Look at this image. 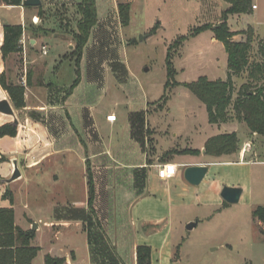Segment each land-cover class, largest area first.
Here are the masks:
<instances>
[{"label":"rangeland","instance_id":"rangeland-1","mask_svg":"<svg viewBox=\"0 0 264 264\" xmlns=\"http://www.w3.org/2000/svg\"><path fill=\"white\" fill-rule=\"evenodd\" d=\"M78 1L43 0L42 17L39 16V7L27 9L24 22L28 33L23 39L37 36L42 41L32 54L35 62L31 64L28 61L27 64L23 59L20 64L21 59L18 56L9 62V70H14L12 77L10 75L11 79L22 81L24 85L27 71H32L33 88L39 100L29 91L30 104L36 100L38 104L47 106L52 95L51 91L37 86V79L44 76L47 82L55 84V89L58 86L70 88L76 80L75 63L69 57L76 44L73 35L77 31V21L80 18ZM120 3L131 5V19L127 27L122 25L119 17ZM96 4L99 24L91 33L83 54L85 58L80 66L81 81L69 97L67 107L71 113L72 124L81 132L83 111L85 108L91 110L96 130L102 139L100 148H110L116 155L122 153L119 160L128 165L133 162L134 153L142 154L139 144L127 137L128 114L135 111L146 112L148 103H155L164 95L167 83L166 58L172 45L181 42L179 47L171 51L176 82L191 83L200 77H206L210 81L227 78V53L224 45L215 40L213 30H205L196 36L191 34L205 24L216 26L228 4L222 0H96ZM253 5L258 9L251 14L229 15L227 22L230 30L237 33L234 37L236 41L245 40L248 28H253L255 38L251 62H260L263 60L259 48L264 42V0H253ZM35 16L37 22H33ZM0 18L8 24L20 22L18 10L2 8ZM156 26L158 29L152 35L151 31ZM43 48L47 54H44ZM45 62L47 69L44 67ZM115 63L127 67V77H122L121 72L116 73L113 70ZM247 75L245 72L234 77L233 101L242 85L248 83ZM166 93L169 100L164 109L156 112V105H149L150 112L146 113L151 121L157 120L154 122L155 127L165 133L156 137L159 142L157 148L163 156L171 147L174 134L186 133V137L175 140V146H185L188 137L194 142L192 146L197 147L202 134L219 135L234 129H237L239 151L243 150L245 144H249L252 151L242 164L239 163L241 160L238 156L233 155L218 160L220 164H216L210 174L213 177V186L206 181L199 186H192L193 194L192 191L184 194L185 200L190 204L188 206H176L178 198L174 192L173 204L168 198L158 196L156 199L160 206L153 205V200L145 202L135 210L134 215L130 209L122 213L124 205H121V212L115 222L118 227L115 239L119 244L120 256L127 264H132L133 245L137 244L138 247L153 246V255L162 264H264V224L253 217L257 208L264 207V136H254L245 123L238 120L228 122L221 130L218 125H210L205 105L182 86H172ZM46 109L41 112L42 115L35 116V121L44 124L58 137L67 128L65 112L63 109L57 112L48 107ZM231 111L233 114L232 108ZM110 112L115 113L119 119L113 126L105 119ZM20 115L22 118V114ZM148 135L152 136L151 133ZM84 137L88 139L86 133ZM44 140L43 138L42 144ZM150 141L153 145V139ZM125 142L129 148L117 150ZM62 159L59 157L57 163ZM224 161L233 163L223 164ZM1 162L2 158L0 181H3L7 173ZM64 165L51 168L47 173L45 170V181L41 180V187L35 184L33 173H26L24 169L20 171L23 178L15 181L11 188L0 187V208L9 205V196L8 200L2 198L7 190L8 193L15 191L22 202H31L30 207H26L31 210L19 212L18 223L27 226L28 230L36 234L32 245L40 247L41 250L33 264H45L48 254L52 257H66L65 264H94L92 260L90 263L88 256L92 257V253H87L86 233L80 227L78 230L76 225L62 229L61 225L51 227L49 224L55 216L56 208L61 211L59 215H68L62 204L65 200L61 192L57 197L51 196L53 205L58 202L53 210L49 209L53 175H62V188L72 181L68 177L64 178ZM75 165H79L78 160ZM82 174L84 175V170ZM123 175L127 176V173ZM73 177L76 179L75 184H78L75 195L80 197L83 195V177L78 173H73ZM233 185L239 186L244 192L238 203L229 204L221 193L224 187ZM36 199L43 201L40 209L33 203ZM24 202L21 203L22 207ZM99 204L101 212L104 206ZM165 214V228L160 235L146 232V227L142 228L141 221L138 220L142 216L154 218ZM130 219L136 220L135 227L130 225ZM191 223H195V227L189 230L188 225ZM33 227H36L35 230Z\"/></svg>","mask_w":264,"mask_h":264},{"label":"crops","instance_id":"crops-1","mask_svg":"<svg viewBox=\"0 0 264 264\" xmlns=\"http://www.w3.org/2000/svg\"><path fill=\"white\" fill-rule=\"evenodd\" d=\"M41 1L43 2V0ZM79 3L80 0L77 3V7ZM2 8H5L7 10H18V15L20 18V22L18 24L23 25L24 28L23 38H26L28 32L26 30V23L24 21L25 18L27 17L28 8L23 6H19V7L6 6L4 4H0V9ZM256 9H258L257 6ZM256 9H253V11ZM6 25H16V24H8L3 20H1L0 18V77L5 72L9 76L11 75L12 77L14 70H9V62L13 61V59H16L18 56H20L18 57V59L19 60L21 59L22 62L23 59H25L27 64L28 61H30L31 64L35 62L36 59H34L32 54L36 52L39 43L42 41V39H39L37 36H34L29 39L22 38L21 43L23 47V52L21 54L13 55L9 60V62L5 63L2 57L1 47L4 41V26ZM83 58L85 57L83 56ZM44 67L45 69H47V62H45ZM37 80L38 82L41 80L43 81V85H40L38 83L37 85L38 87H40L43 90H49L52 92L51 98L47 106L46 105L42 106L38 104L36 100H33L34 103L30 104L28 101L29 91L33 94L32 96H34L35 99L39 100V96L35 92L33 85L29 87L25 85L26 86L25 97H26L27 107L22 110H17L14 108L8 93L5 90H3L0 85V101L7 99L11 103L19 123L17 126L18 134L16 137L5 136L0 138V158L3 159V162L1 163L5 166V171L7 173L6 176L3 178V181H0V187H3L4 189L7 187L11 188V185L15 181L11 183H8L7 181L13 175L15 165L18 166L20 171H22L21 169H24L26 173L29 172L33 173L36 179L35 184H37L38 187H41L40 185L41 180L44 179L45 181V175H46L45 170L47 173L49 169L51 168L54 169L61 166V164H65L64 169L66 171L65 172L66 174L64 178L66 179V177H68V179H71L72 181H70L69 184L66 183L67 187L62 188L61 187V183L63 182L61 181L62 175L54 174L53 175L54 182L52 185V190L50 191V193L52 194L49 195V201H51L52 198L51 196L57 197L58 195H61L60 194L61 192L63 199L65 200V203L62 204H64V208H66L65 209L66 211H68L71 208L83 209L88 211L89 210L88 169H90L93 175L94 184L96 188V199L94 203L96 218L99 219V221L102 223V226L109 241L115 247L116 252L123 264H127V263L120 256L118 250L119 244L115 239V231L118 228L115 222L117 221L118 215L121 212L120 209L121 205H124V207L122 208V213H126V210L128 212L130 209L131 214L134 215L135 210L140 208L141 205H143L145 202H152L153 200L154 201L153 205L160 206L158 200L156 199L158 196H164V198L165 197L168 198L170 200V203L173 204L172 195L174 192L178 198L177 199L178 203L176 204V206L177 205L179 207L188 206L190 204L185 200L184 194L188 192L191 193L193 185H191L186 181L184 177L185 169L190 166H198V165L207 166L209 168V171L205 176V178L203 179V181L201 182V184L206 181L209 184L211 183L213 186V177L210 176V174L214 166L216 164H220L218 160L220 161V159H224L226 157L232 156L231 155V156H222V157H211L206 155L205 152L206 141L217 134L215 135H212L211 133L205 135L202 134V139L197 147L192 146L194 142L188 137H187L188 140L186 141L187 144L185 146L182 147L175 146L174 145L175 140L180 139L182 137L183 138L186 137V133L185 134L183 133L179 135L174 134V137L172 139V141L174 142L171 141V147L168 150H166L164 155L165 157H163L162 155L163 153H161L160 150L157 148L159 142L156 139V137L157 136L159 137L160 134L163 135L165 133L162 129L155 127L154 122L157 121L156 119L151 121L148 117L145 118V140H144L145 147L142 148L141 145L131 136L130 115L132 113L138 112L135 111V112H130L128 114L129 124H128L127 137H129L130 141H134L139 144L142 154L140 155L134 153L135 158L133 162L131 164L125 165L121 160H119V157L123 155L122 153L116 155L114 154V151L111 150L110 148L108 149L100 148L102 144V139L99 137L98 132L96 130L97 126L93 116L91 115V110L85 108L83 111V125L81 132L78 128H76L72 124L71 113L68 111V107H67V101L69 98L64 103L60 102L63 97V94L59 93L58 96L54 95V93L57 92L56 91L53 92L51 90L52 88L47 87V85L55 86L53 82L51 81L47 82L44 76ZM57 88H68V87L58 86ZM148 104H147V110H148ZM46 107L56 112L57 110L63 109L65 112L64 115L66 117L65 121L67 128L64 130L63 134H61L58 137H55V135H53L49 131V129L44 126V124L35 121V116L42 115L41 112L46 111L47 110ZM20 114H22V118H20L21 116ZM110 115H116V114L110 112L106 114L105 117L106 122L110 126H113L115 123L118 122L119 119L117 117V120L115 122L113 123L109 122L107 120V117ZM13 121L14 120L11 116H7L0 113V126L6 124H13ZM225 124L218 125L220 127V130ZM210 125H216V124H210ZM236 131L237 129H234L226 133H233ZM84 133H86L88 139L84 137ZM148 133H151L152 136H149ZM91 135L93 137H91ZM253 135L257 136L255 134ZM43 138L45 140L44 143L42 144L41 142ZM150 138L153 139V145H152V141H150L151 140ZM123 147H126L125 149H128L129 148L128 143L127 142H125V144L122 143L117 150L120 151V149H123ZM192 150H197L200 152V154H190L189 152L184 153V151H192ZM171 151H176V152L167 154ZM251 151L252 149L245 151V146H244L241 152L239 151L233 156H238V158L241 160V162L239 163L242 164L245 163L244 158H247L248 154H250ZM59 157L60 159L62 158L63 159L61 162L58 161L57 163ZM77 160L79 162V165L76 166L75 161ZM222 163L232 164L233 162L224 161ZM83 164L85 167L83 166ZM163 164H171L176 166L177 172L175 177H172L170 179L159 178L158 167ZM83 170H84V175L82 174ZM121 172L123 174L127 173V176L123 175ZM73 173L81 174L84 180L83 195L80 197H77L75 195V191L78 187V184L77 182L75 184L76 179L75 177H73ZM21 177L23 178L22 172H21ZM48 180L50 181L51 179L49 178ZM231 187H239V186L233 185ZM11 192L13 193L11 195L13 201H11V199L9 198L10 199L9 205L6 208H12L15 211L16 225L26 231L28 230L27 226L20 225L18 223V217L20 211L28 212L29 209L31 210V208L27 209L28 207H30L31 202L27 204L23 201L24 207H22L21 203L23 202L20 196L15 191L11 190ZM3 194L4 193H2L1 195L3 196ZM57 202H55L54 205H56ZM33 203L37 205V209H40L42 207L41 204H43V201L36 199L34 200ZM99 203H101L104 206V208H101V212L99 211L100 209ZM193 203H195V201H193ZM54 205L51 201L49 204V209L53 210ZM139 212H141V209L139 210ZM60 213L61 211L59 210V208L58 209L56 208L55 216H53V218L49 223L50 226L53 227V226L61 225L62 229L64 228L67 229V228H71L73 225H76L77 230L80 227L81 230L86 233L88 251L86 249L84 251H87V253L89 254L90 247L88 242V231L84 227L83 222L80 220L72 219L69 214L67 216H61L62 214L59 215ZM101 213L106 215L102 216ZM165 218H166V214L154 218H148L146 216H142V217H138V220L141 221L142 228L146 227L145 229L146 232H148L151 235H160L164 232ZM135 221L134 220L130 221L131 223L130 225L132 227H135L137 225ZM147 246L150 247L152 250V264H154V262L157 264H162L161 262L158 261V258H156L157 256L155 257V255H153L155 253V249L153 248V246H149V245ZM137 248L138 245L134 244L132 264H137ZM88 256L91 263L92 262L91 256L90 255Z\"/></svg>","mask_w":264,"mask_h":264},{"label":"trees","instance_id":"trees-1","mask_svg":"<svg viewBox=\"0 0 264 264\" xmlns=\"http://www.w3.org/2000/svg\"><path fill=\"white\" fill-rule=\"evenodd\" d=\"M228 4V8L222 13L220 22L213 25L205 24L196 28L191 35H199L205 30H213L215 40L224 45L227 53V78L210 81L206 77H200L191 83H178L175 81V70L171 62V51L179 47L181 42L175 43L169 48L166 58L167 83L164 95L155 103L148 104L149 107L156 105L154 111H160L167 105L169 97L167 91L172 86H182L188 89L199 101H201L208 114L210 124H225L232 120L245 123L252 134L264 136V42L260 45V52L263 60L251 62V51L254 42V30L249 27L246 32V39L242 41L234 40L237 33L230 30L227 22L229 15L251 14L253 11V0H222ZM6 6H22L23 0H0ZM30 8V7H27ZM79 20L77 21V31L74 33L75 47L71 51L69 60L75 63L76 80L70 88H54L47 85L51 90L63 94L60 102H65L73 93L74 89L80 84V66L83 54L89 42L93 29L98 25V12L96 0H80L78 4ZM42 6L39 7V16H43ZM131 5L130 3H120L118 12L121 23L127 27L130 23ZM158 26L151 32L152 35ZM24 28L22 24L4 26V41L1 53L4 62H9L11 57L23 52L22 38ZM183 41V39L181 40ZM20 60V64H21ZM116 73L121 72L122 77H127L128 70L125 65L115 63L113 65ZM247 72L248 83L242 85L238 91V96L233 101L234 77H239ZM33 73L31 70L26 74V86H32ZM43 85V81L38 82ZM0 85L5 90L10 100L17 110L27 107L26 86L22 81H15L5 72L0 77ZM55 95H57L55 93ZM233 109V114L231 113ZM150 110L148 108L147 113ZM145 118L146 112H135L130 115L131 136L142 148L145 147ZM18 127L13 124L0 126V138L9 136L16 137ZM239 138L236 132L224 133L209 138L205 143L206 155L211 157L231 156L239 152ZM171 151L167 154L175 153ZM200 154L197 150L184 151V153ZM165 157V156H163ZM88 189H89V210L71 208L68 214L72 219L83 222L88 231V242L91 260L94 264H123L119 258L115 247L109 241L102 223L95 215L96 188L93 175L88 169ZM9 196L13 201L11 193L6 192L4 198ZM253 217L264 224V207H259L253 212ZM36 234L31 230H23L15 223V211L12 208H0V264H33L41 248L32 245ZM66 258L45 257V264H65ZM137 264H152V250L148 246L137 248Z\"/></svg>","mask_w":264,"mask_h":264},{"label":"water","instance_id":"water-1","mask_svg":"<svg viewBox=\"0 0 264 264\" xmlns=\"http://www.w3.org/2000/svg\"><path fill=\"white\" fill-rule=\"evenodd\" d=\"M42 5L41 0H23V7H40ZM0 113L11 116L13 118V125L18 126V119L11 103L7 100L0 101ZM209 168L204 165L190 166L185 169L184 177L188 183L193 186H199L205 176L207 175ZM21 177V172L17 165H15L14 173L12 177L7 181L8 183L14 182ZM243 193V189L240 187H224L222 191L223 199L229 204H236L240 201ZM195 227V223L188 225V229L192 230ZM36 227H33L35 230Z\"/></svg>","mask_w":264,"mask_h":264},{"label":"built area","instance_id":"built-area-1","mask_svg":"<svg viewBox=\"0 0 264 264\" xmlns=\"http://www.w3.org/2000/svg\"><path fill=\"white\" fill-rule=\"evenodd\" d=\"M253 9H256V6L254 5L253 6ZM37 18L34 17L33 18V22H36ZM43 52L44 54H47V51L45 48H43ZM107 120L109 122H115L117 120V117L116 115H110L107 117ZM251 146L249 144H246L245 145V151L247 150H250ZM176 172H177V169H176V166L175 165H171V164H163V165H160L158 167V176L159 178L161 179H170L172 177H175L176 175Z\"/></svg>","mask_w":264,"mask_h":264},{"label":"bare ground","instance_id":"bare-ground-1","mask_svg":"<svg viewBox=\"0 0 264 264\" xmlns=\"http://www.w3.org/2000/svg\"><path fill=\"white\" fill-rule=\"evenodd\" d=\"M38 21V20H37Z\"/></svg>","mask_w":264,"mask_h":264}]
</instances>
